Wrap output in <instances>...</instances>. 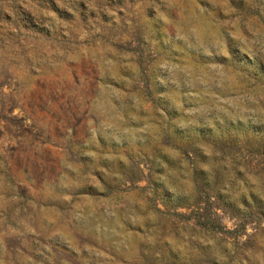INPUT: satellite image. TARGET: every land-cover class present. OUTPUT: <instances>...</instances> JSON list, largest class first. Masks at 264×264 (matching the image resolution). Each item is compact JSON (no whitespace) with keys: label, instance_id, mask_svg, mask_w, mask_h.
Masks as SVG:
<instances>
[{"label":"rangeland","instance_id":"obj_1","mask_svg":"<svg viewBox=\"0 0 264 264\" xmlns=\"http://www.w3.org/2000/svg\"><path fill=\"white\" fill-rule=\"evenodd\" d=\"M0 264H264V0H0Z\"/></svg>","mask_w":264,"mask_h":264},{"label":"trees","instance_id":"obj_2","mask_svg":"<svg viewBox=\"0 0 264 264\" xmlns=\"http://www.w3.org/2000/svg\"><path fill=\"white\" fill-rule=\"evenodd\" d=\"M214 197L218 198L216 195ZM195 214H196L198 223H202L204 225H207L210 229H217L218 226H217L215 220H212V221L210 220V219H212L213 213L211 215V212H208L207 215L205 216V218H203V220H201V222H199L200 220H198L200 214H198V212H195ZM210 215H211V218H210Z\"/></svg>","mask_w":264,"mask_h":264}]
</instances>
